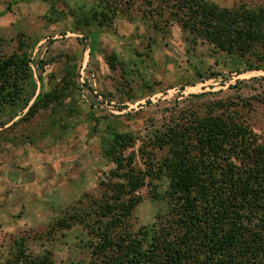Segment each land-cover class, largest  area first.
<instances>
[{
  "label": "rangeland",
  "instance_id": "374dc122",
  "mask_svg": "<svg viewBox=\"0 0 264 264\" xmlns=\"http://www.w3.org/2000/svg\"><path fill=\"white\" fill-rule=\"evenodd\" d=\"M255 9L264 0H208ZM168 0L121 5L111 22L96 21L93 0H0V51L28 46L33 71L27 105L0 113V264L19 238L28 252L55 264H90L91 237L81 225L52 230L69 213L105 198L117 166L105 156L114 133L132 134L136 164L169 153L157 137L210 116L235 114L264 136V69L183 31ZM113 18V17H112ZM60 103L29 112L37 99L69 84ZM157 170V167H155ZM168 182L137 193L133 233L169 218Z\"/></svg>",
  "mask_w": 264,
  "mask_h": 264
},
{
  "label": "trees",
  "instance_id": "16d2710c",
  "mask_svg": "<svg viewBox=\"0 0 264 264\" xmlns=\"http://www.w3.org/2000/svg\"><path fill=\"white\" fill-rule=\"evenodd\" d=\"M93 1L87 26L111 22L122 13L121 5L138 0ZM168 1L194 43L229 52L248 70L264 69V6L229 9L208 0ZM27 48L19 42L10 54L0 51V113L29 102L33 71ZM69 85L40 96L29 116L60 103ZM112 137L105 156L117 166L113 176L119 181L104 184L105 198L91 209L69 213L52 226L55 231L87 228L90 264H264V136L235 114L195 120L157 137L154 145L169 153L146 164V170L136 164L135 153L126 155L136 145L132 134ZM163 179L169 218L133 233L129 218L141 202L137 193ZM5 264L55 263L49 255L30 254L26 239L19 238Z\"/></svg>",
  "mask_w": 264,
  "mask_h": 264
}]
</instances>
